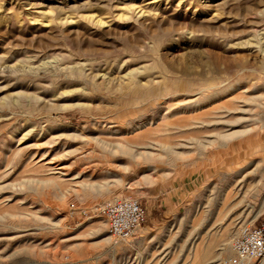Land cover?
Returning <instances> with one entry per match:
<instances>
[{
  "label": "rangeland",
  "instance_id": "1",
  "mask_svg": "<svg viewBox=\"0 0 264 264\" xmlns=\"http://www.w3.org/2000/svg\"><path fill=\"white\" fill-rule=\"evenodd\" d=\"M263 221L264 0H0V264H226Z\"/></svg>",
  "mask_w": 264,
  "mask_h": 264
},
{
  "label": "built area",
  "instance_id": "2",
  "mask_svg": "<svg viewBox=\"0 0 264 264\" xmlns=\"http://www.w3.org/2000/svg\"><path fill=\"white\" fill-rule=\"evenodd\" d=\"M70 209L75 212V204H71ZM83 214L89 217L90 211L84 210ZM93 214L107 218L108 231L116 245L132 239L147 221V211L133 197L113 200L98 206ZM70 218L75 219L73 213ZM231 250L232 256L226 264H260L264 259V221L258 226H242L232 241Z\"/></svg>",
  "mask_w": 264,
  "mask_h": 264
},
{
  "label": "bare ground",
  "instance_id": "3",
  "mask_svg": "<svg viewBox=\"0 0 264 264\" xmlns=\"http://www.w3.org/2000/svg\"><path fill=\"white\" fill-rule=\"evenodd\" d=\"M264 262V259L261 261V263H263Z\"/></svg>",
  "mask_w": 264,
  "mask_h": 264
},
{
  "label": "crops",
  "instance_id": "4",
  "mask_svg": "<svg viewBox=\"0 0 264 264\" xmlns=\"http://www.w3.org/2000/svg\"><path fill=\"white\" fill-rule=\"evenodd\" d=\"M141 228H142V227H141ZM141 228H140V229H141ZM140 229H139V230H140ZM137 233H138V232H137ZM137 233H136V234H137ZM136 234H135V235H136Z\"/></svg>",
  "mask_w": 264,
  "mask_h": 264
}]
</instances>
